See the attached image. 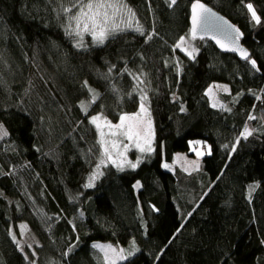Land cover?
<instances>
[{"label":"trees","instance_id":"1","mask_svg":"<svg viewBox=\"0 0 264 264\" xmlns=\"http://www.w3.org/2000/svg\"><path fill=\"white\" fill-rule=\"evenodd\" d=\"M124 1L143 34L78 47L67 34L77 0H0V264H105L97 242L124 250L118 264H264V0H199L239 27L256 68L206 39L192 40V58L176 47L197 0ZM215 82L226 108L205 95ZM142 96L151 153L91 182L89 118L117 121ZM192 140L210 149L199 168H164Z\"/></svg>","mask_w":264,"mask_h":264},{"label":"rangeland","instance_id":"2","mask_svg":"<svg viewBox=\"0 0 264 264\" xmlns=\"http://www.w3.org/2000/svg\"><path fill=\"white\" fill-rule=\"evenodd\" d=\"M87 0H83L82 3H86ZM113 3L116 7H119L120 5H124L125 7H121L119 11H116L115 8L108 9L109 12V23L108 27L111 28L113 26L118 25V29L115 32H112L109 34L104 42L109 39L111 36H115L116 34L124 31V30H136V28L140 25L139 20L136 18V12L124 1V0H113ZM69 9V8H67ZM126 9H131V12L134 13V16L131 15ZM79 11V4L77 7L73 10L70 16V21L68 22L67 28L70 30L75 29L76 22L71 19L73 15H75L76 12ZM190 35V32H189ZM77 37V36H76ZM82 44L85 38H90L93 41V38L90 33L83 32L82 33ZM78 41L81 39V37H77ZM193 39L191 37L184 38V42L181 45L183 49H185V52L192 51V49H196L194 46V43L192 41ZM94 44H98L93 41ZM180 43V41L178 42ZM77 45V43H76ZM80 47V46H79ZM181 49V48H179ZM195 52V51H194ZM224 87H227L226 84L222 83H212L210 88L212 89L211 95H208L210 98V101L212 105H216L217 108H226V104L221 100V97L228 93L223 90ZM228 89V88H227ZM145 102V101H144ZM143 103L144 108L146 109V112H141V104L136 112L133 113H126L127 115H133L139 113V115L131 121H125V127L132 125L133 126V138L129 140L127 136L122 135L121 132L123 129H116L114 126L117 124H120V118L117 121H110L100 115L102 119L98 121L100 123L101 128L100 130L97 129V127L91 123V125L94 127L97 133V141L100 147V154L98 156L97 161V168L96 170L91 174L90 177L93 176V174H96V178L94 180L91 179V182H94L102 173L103 170L106 168L113 166L117 169H120L117 167L118 164H123V169L130 168L127 164H124L123 162L125 159L131 163H136L139 159V162L143 158L145 154L151 153L153 149V141H154V123L153 119L150 114V110L146 103ZM125 115V114H123ZM96 116V115H93ZM92 117V116H91ZM90 117V118H91ZM89 118V122H90ZM107 120L110 122L111 125H113L112 128H109L108 126H105L104 120ZM101 132L104 133L103 137L101 136ZM115 132L116 135H112L111 133ZM135 133H138L136 135ZM103 139L104 146L102 147L100 141ZM113 143H115L116 147H113ZM139 145V147L137 146ZM190 150L188 153L184 152H178L174 155L173 163L168 165L164 163V165H168V167H164L170 171H176L177 169L181 170L182 172H191L199 168L201 163V157L204 155H207L210 153V149L208 148V144L202 140H192L189 142ZM107 147L108 152L110 153L112 160H115L116 163L114 164L112 160L108 159L106 155H104V148ZM140 147L149 148L150 151H140ZM24 245H26L28 248L33 249L34 246L37 245V240L35 237L29 232L25 234V237L23 239ZM102 245V246H111V249H114L115 251L111 250H103L100 248H97L98 251L101 253L105 264H112L113 261H115V264L120 263L123 259H120L119 254L121 252V247L113 245L108 242H97L94 245ZM123 255L124 251H123Z\"/></svg>","mask_w":264,"mask_h":264},{"label":"snow or ice","instance_id":"3","mask_svg":"<svg viewBox=\"0 0 264 264\" xmlns=\"http://www.w3.org/2000/svg\"><path fill=\"white\" fill-rule=\"evenodd\" d=\"M77 3H79V11L75 13V15H73L71 17L72 20H74L76 22V27L73 30L68 31V35L70 36H77V37H81V39L77 42L76 46H82V33L83 32H87L90 33L93 41L98 43V44H103L105 38L111 34L112 32H115L118 29V25L113 26L111 28L108 27V23H109V12L108 9L110 8H115L116 11H119L121 7H125L124 5H120L119 7H116L113 3V0H87L86 3H82L80 2V0H77ZM176 3V0H170V4L169 6L171 7L172 5H174ZM76 5L74 4V7ZM248 8V11L251 13L252 15V19L256 21V23H260V18L256 15V12L253 9V6L251 4H247L246 5ZM131 15L134 16V13L131 12V9H126ZM64 12H68L69 9L65 8L63 9ZM209 12V9H207L203 4L199 3V0H197L196 3H193L192 5V29H191V35L192 38H195L196 36V29L197 27L200 25L202 16L204 13ZM136 31H139L143 34V29L141 27H137ZM237 32V36L234 37V39H238L239 38V32L238 30H235ZM148 39H151V36H148ZM184 42V37L180 38V43H178L176 45L177 48H181L182 51H184L185 49H183L181 47V45ZM217 43L219 44L220 41L218 40ZM223 46V45H221ZM228 50L230 51H240L242 58L248 60V62L252 65L253 68H256V61L255 60H251L249 58V55L246 51H244L243 49H238V48H229ZM196 51V49H192V51H188L186 52V54L192 58V53ZM125 71H127V69H125ZM105 79H107V77H104ZM137 79H139L137 77ZM85 87H87V82H85ZM223 90L225 92L228 91L227 87H224ZM89 92L91 93V100L92 102H95L97 100V98L99 97V93H96L95 90L89 88ZM212 93V89L209 88L208 91L205 93V95H211ZM258 100L260 99L259 96L256 97ZM147 97L146 96H142L141 100L144 101L146 100ZM83 103V102H82ZM214 107L216 106L215 104L213 105ZM183 107H181V111H183ZM141 112H146V109L144 108L143 103H141ZM139 115V113L137 114H133V115H121L120 116V124L115 125L114 127L116 129H123V131L121 132L122 135L127 136V138L129 140H131L133 138V126L129 125L127 127H125V121H131L134 120L137 116ZM102 119V117L100 115H96V116H92L90 118V123L94 124L98 130H100L101 125L100 123H98V121H100ZM249 119H255L254 116H249ZM104 124L105 126H108L109 128H112L113 125L110 124V122H108L106 119L104 120ZM112 135H116L115 132L111 133ZM136 135H138V133H135ZM252 133L247 129V127L245 128L244 132L241 133V136H243L244 138H247V136L251 135ZM8 133L6 130L3 129V125H0V139H2L4 136H7ZM104 133L101 132V136L103 137ZM102 147L104 146V141L103 139L100 141ZM139 147V145H137ZM113 147L115 148L116 145L115 143H113ZM225 147H227V145H225ZM150 147L149 148H144V147H140V151L144 152V151H150ZM234 150V149H233ZM104 155H106L108 157V159L112 160V157L110 155V153L108 152L107 147L104 148ZM112 162L115 164L116 161L112 160ZM124 164H127L129 167L131 168H136L137 164L139 163V159L137 160L136 163H131L129 161H127L125 159V161L123 162ZM117 167H119L121 170H123V164H118ZM164 167H168V165H164ZM96 178V174H93V176L91 177L92 180H94ZM92 184L89 183L88 185H86V187H91ZM139 182H137L136 185H134V187H139ZM94 248H100L103 250H111V251H115L114 249H111V246H102V245H93ZM133 249H134V242H133ZM123 249H121V252L119 254L120 259H125L126 257L123 255ZM128 255H132V251L128 252ZM112 264H115V261L112 262Z\"/></svg>","mask_w":264,"mask_h":264},{"label":"water","instance_id":"4","mask_svg":"<svg viewBox=\"0 0 264 264\" xmlns=\"http://www.w3.org/2000/svg\"><path fill=\"white\" fill-rule=\"evenodd\" d=\"M196 2L197 1L192 2L189 8V27H190L189 32L191 38H192L191 29L193 26L192 5L193 3ZM199 3L203 4L207 9H209V12L203 14L200 25L196 29V36L195 38L192 39L209 40L219 52L224 54H233L240 61H247L246 59L242 58L240 51L228 50L229 48H233V47L238 49H243L248 53L249 58L251 56L248 48L241 43L242 32L239 29V27L236 24L232 23L227 17H225L223 14L218 12L210 5L202 1H199ZM235 30H238L239 32L238 39H234V37L237 36V32ZM218 40L220 41L219 44L217 43Z\"/></svg>","mask_w":264,"mask_h":264}]
</instances>
